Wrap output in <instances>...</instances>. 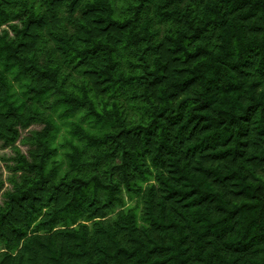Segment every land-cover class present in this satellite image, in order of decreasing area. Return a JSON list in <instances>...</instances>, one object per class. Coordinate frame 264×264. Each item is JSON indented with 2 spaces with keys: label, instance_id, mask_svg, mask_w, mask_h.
Returning <instances> with one entry per match:
<instances>
[{
  "label": "trees",
  "instance_id": "1",
  "mask_svg": "<svg viewBox=\"0 0 264 264\" xmlns=\"http://www.w3.org/2000/svg\"><path fill=\"white\" fill-rule=\"evenodd\" d=\"M0 140V264H264V0H0Z\"/></svg>",
  "mask_w": 264,
  "mask_h": 264
},
{
  "label": "rangeland",
  "instance_id": "2",
  "mask_svg": "<svg viewBox=\"0 0 264 264\" xmlns=\"http://www.w3.org/2000/svg\"><path fill=\"white\" fill-rule=\"evenodd\" d=\"M41 126L39 125H31L27 129H22L19 131L20 138L27 135L31 130H38ZM63 133V131H60V134ZM15 143V145L19 148L20 152L22 154H26L28 147L21 144L20 140ZM13 157V151L11 147H8L4 145V143L0 140V180L2 182V188L0 190V204L3 202V193L6 191H9L11 189V184L8 181V178L10 176V167L13 163L11 161V158ZM126 199V197H125Z\"/></svg>",
  "mask_w": 264,
  "mask_h": 264
}]
</instances>
